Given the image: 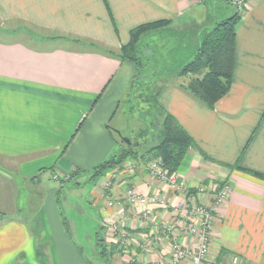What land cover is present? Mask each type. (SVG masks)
<instances>
[{"label": "crops", "instance_id": "0c3cea01", "mask_svg": "<svg viewBox=\"0 0 264 264\" xmlns=\"http://www.w3.org/2000/svg\"><path fill=\"white\" fill-rule=\"evenodd\" d=\"M222 1L234 11L228 9L221 20L237 12L230 0ZM205 3L0 0V264H94L88 256L99 255L98 248L109 264L169 257L163 226L181 216L183 195L147 168L105 191L89 178H83L89 186L83 181L66 188L59 179L52 185L45 181L53 174L84 177L124 145L120 126L111 122L134 112L131 105L122 108V99L136 69L118 52L131 29L159 20L168 23L145 33L137 48L151 50L146 59L155 67L143 78L159 80V105L195 144L176 173L190 192L200 185L207 192L220 182L229 186L215 215L209 257L218 264L232 255L241 264H264V180L246 171L264 175V0H248L240 13L233 81L212 109L176 76L208 29L221 21ZM127 119L140 121L138 115ZM127 183L149 200L165 198V207L150 200L155 225L144 223L139 208L127 202ZM23 185L29 187L30 206L21 210L15 193ZM64 189L69 198L62 207L58 193ZM64 207L70 214H63ZM120 232L125 243L116 240ZM154 233L162 238L142 248L143 238ZM179 240L196 242L188 236Z\"/></svg>", "mask_w": 264, "mask_h": 264}, {"label": "trees", "instance_id": "16d2710c", "mask_svg": "<svg viewBox=\"0 0 264 264\" xmlns=\"http://www.w3.org/2000/svg\"><path fill=\"white\" fill-rule=\"evenodd\" d=\"M241 12L237 11L213 24L201 38L193 57L176 73L178 80L183 82L181 87L210 109L229 91L233 81L235 29ZM167 23L166 20H159L131 29L128 43L122 45L118 52L121 60L131 62L136 69L131 90H138L135 95L131 92V97L127 100L134 102L131 107L136 109L142 125L147 124L149 140L144 138L145 132H140L136 137L138 142L121 145L117 154L94 167L91 178L101 177L120 167L125 161L139 159L145 163L158 159L162 168L169 174L175 173L187 151L195 147L193 139L184 128L159 105V80L150 76L142 78L140 83L137 82L141 62L135 52L139 39L145 33L162 28ZM140 104L144 107L141 108ZM140 148H144L143 151ZM246 171L264 180V175ZM77 176L79 172L69 174V182Z\"/></svg>", "mask_w": 264, "mask_h": 264}, {"label": "built area", "instance_id": "2783aa9c", "mask_svg": "<svg viewBox=\"0 0 264 264\" xmlns=\"http://www.w3.org/2000/svg\"><path fill=\"white\" fill-rule=\"evenodd\" d=\"M197 3L203 0H195ZM236 7L237 11H242L248 0H230ZM150 174L164 181L168 188L183 195V201L181 206V216L174 220L172 223L165 224L163 226L166 236L170 239V255L168 258L155 261L151 264H218L215 259L209 257V246L211 244L212 228L215 221V215L218 212L220 206L225 202L227 197L229 186L226 182H220L217 184L214 190L207 192V188L203 185L196 187L195 191L189 192L185 188V183L179 179L178 174L168 173L166 169L162 168L159 160H155L149 167ZM110 173L100 180V186L103 191L108 190L110 187L108 177ZM52 178L56 179H68L69 174L61 175L53 174ZM110 180V179H109ZM207 194L208 199H204ZM127 202L139 208L138 216L147 225H155L158 221L157 214L151 206V201L158 203L165 207V198L159 195H153V197L147 198L145 195L137 192L133 187H128L125 191ZM107 195V199H109ZM115 227L114 225H112ZM150 235L143 238L141 241V247L145 248L149 246L152 240H160L161 235ZM180 236L195 237L196 242L194 244L186 245L183 241L179 240ZM126 234L119 233L116 240L125 243ZM127 264H145L143 261L135 258L128 261ZM227 264H241L240 258L237 255H232L230 261Z\"/></svg>", "mask_w": 264, "mask_h": 264}, {"label": "rangeland", "instance_id": "374dc122", "mask_svg": "<svg viewBox=\"0 0 264 264\" xmlns=\"http://www.w3.org/2000/svg\"><path fill=\"white\" fill-rule=\"evenodd\" d=\"M205 5H204V7L209 11V14L211 15V17L212 18H216V20H221L222 18H224V17H220L221 16V14H225V12L229 9V10H233L234 11V8H233V6L231 5V4H229L228 2H225V1H222V0H205ZM201 3H203V1L202 2H200L199 4H201ZM205 22H207V20L205 21ZM208 23V22H207ZM213 24V23H212ZM160 29V28H159ZM142 41H143V39H142V37L139 39V42H138V44L139 43H142ZM151 53V50L146 46V45H142L140 48H136V52H135V56L136 57H138L139 58V60H140V62H141V68H140V70H139V77H138V80H137V82L138 83H140L141 81H142V78L144 77V76H147L149 73H151L152 72V69L155 67L154 65L155 64H153L152 62H147L148 61V59H146V56L147 55H149ZM151 75V74H150ZM149 75V76H150ZM144 81V80H143ZM143 85H144V83H143ZM142 85V86H143ZM133 90H131L129 93H128V95H126L125 96V98H123L122 100H124V99H126L125 101H123V106H122V108L124 107H128L129 105H132V103H133V105H134V102H132V100L131 101H129V100H127V99H130V97H131V92H133V95H135L134 93H137V90L138 89H136V88H132ZM141 91V90H140ZM145 92V91H144ZM135 98V97H134ZM136 99V98H135ZM141 105V108L142 107H144L142 104H140ZM137 108V107H136ZM139 108V107H138ZM144 109V108H143ZM131 115H133V116H135V117H137V113H136V109H134V112L133 113H129V115H127V113H124V116L122 117V116H120V115H117L113 120H112V122H111V125L112 126H115V127H117L118 128V126H120V130H121V136H122V138H126V139H129L131 142H138V139H136V137L138 136V134L140 133V132H145L144 134L146 135L144 138L146 139V140H149V133H148V130H147V124H144V125H142L141 124V122L140 121H138L137 119H135V120H132L131 122H130V120L129 119H127V117H129V116H131ZM124 121H126L127 123H128V126H131L132 125V127H131V129L128 127L127 129H125V127L123 126L124 124H125V122ZM122 138H120V139H122ZM123 144H125L124 142H123ZM151 144V142H149V145ZM140 149H142V151H143V149L144 148H140ZM155 160H158V159H155ZM155 160H150V161H148V162H143V161H141L140 159L139 160H128V161H125L124 163H122L121 164V166L120 167H117V168H115V169H113L112 171H110L109 173H110V177H108V182H109V184L111 185V184H113V183H115V182H118V184H122V183H126L125 181V179H126V177H130V176H132V175H134V174H136L139 170H140V168L142 167H145V168H147V170L148 171H150L149 170V167H150V165L153 163V162H155ZM92 172L93 171H90V173H88L87 175H85L84 177H81V176H79L78 178H76V179H74V180H72V181H70L69 182V178L68 179H61L62 181L61 182H63V183H66L67 181V183L65 184L66 186H64V188H66V187H68L69 185H74V183L76 184V183H78L79 185H81V183H83V181L84 180H86V179H90L92 182H95L98 186H99V188L101 189V186H100V180L101 179H104V177H106V175L107 174H109V173H106V174H104L103 176H101V177H92L91 178V174H92ZM150 173V172H149ZM151 175V174H150ZM152 176V175H151ZM52 177V176H51ZM83 178H86V179H84L83 180ZM110 179V180H109ZM53 178H51V179H48V178H45V181L47 182V183H49V184H53ZM104 180H106V179H104ZM88 182L87 181H84V183H83V185H86ZM88 186H89V184H87ZM128 187H130V185H129V183H127V186H126V188H125V191H126V189L128 188ZM216 187V186H215ZM4 188V187H3ZM22 190H18L17 191V193H15L16 195H15V201H16V205L17 206H20L21 205V210H22V207L23 208H25L26 209V207H24L25 206V204L28 206H30V204H29V202H26L27 201V199L29 198V195H30V192L28 191V188L29 187H27V186H22ZM110 188V187H109ZM5 189V188H4ZM215 189V188H214ZM102 190V189H101ZM4 194H7V193H4ZM60 196H62V198L59 200V202L60 203H58V205H60L61 204V206L63 207V206H65L66 205V202L68 201V196L66 195V189H64V192L63 193H58V198L60 197ZM125 197H126V195H125ZM29 207H27V209H28ZM67 212H69V209H65V207H64V212H63V214L64 215H67ZM69 214H70V212H69ZM72 215H74L73 213H72ZM75 215H77V214H75ZM78 215H80L81 216V213H79ZM79 226H81V225H79ZM77 232H79V233H81V230L79 229ZM80 238V237H79ZM80 244H81V238H80ZM100 250H101V253H102V249H100V248H98L97 249V252H99L100 253ZM100 253V254H101ZM100 254L99 255H93V253H92V256L90 255V256H88V259L89 260H91L94 264H109L108 263V256L107 257H102L101 258V256H100ZM105 258V259H104ZM102 260H104V261H102Z\"/></svg>", "mask_w": 264, "mask_h": 264}, {"label": "water", "instance_id": "95a60500", "mask_svg": "<svg viewBox=\"0 0 264 264\" xmlns=\"http://www.w3.org/2000/svg\"><path fill=\"white\" fill-rule=\"evenodd\" d=\"M124 142H126L127 144H131V141L129 139L126 138H122Z\"/></svg>", "mask_w": 264, "mask_h": 264}]
</instances>
